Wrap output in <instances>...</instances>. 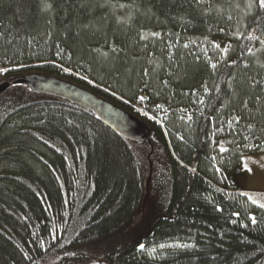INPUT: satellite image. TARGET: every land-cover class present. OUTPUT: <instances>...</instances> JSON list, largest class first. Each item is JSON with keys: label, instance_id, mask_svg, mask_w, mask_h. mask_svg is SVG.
<instances>
[{"label": "trees", "instance_id": "16d2710c", "mask_svg": "<svg viewBox=\"0 0 264 264\" xmlns=\"http://www.w3.org/2000/svg\"><path fill=\"white\" fill-rule=\"evenodd\" d=\"M247 3L0 0V264H264V208L229 182L264 152V45L248 39L264 38V9ZM33 74L144 135L13 84ZM158 106L161 126L137 111ZM143 203L152 222L134 231Z\"/></svg>", "mask_w": 264, "mask_h": 264}, {"label": "water", "instance_id": "95a60500", "mask_svg": "<svg viewBox=\"0 0 264 264\" xmlns=\"http://www.w3.org/2000/svg\"><path fill=\"white\" fill-rule=\"evenodd\" d=\"M13 84L25 85L34 92L63 98L78 106L84 107L92 111L98 120L113 132L119 133L128 139L141 137L147 129L145 124L131 116L128 112L67 81L33 74L20 76ZM9 86V83H1L0 95Z\"/></svg>", "mask_w": 264, "mask_h": 264}, {"label": "rangeland", "instance_id": "374dc122", "mask_svg": "<svg viewBox=\"0 0 264 264\" xmlns=\"http://www.w3.org/2000/svg\"><path fill=\"white\" fill-rule=\"evenodd\" d=\"M10 69L0 68V80L2 76ZM141 115L145 116L147 120L162 125L164 107L160 106L154 110L156 116L152 113L142 112L137 110ZM231 185L252 197L259 203H264V152H245L242 155L240 169L229 177ZM150 203H143L140 212L136 217H133L130 223V229L138 230L140 227L145 228L152 221L149 213L153 207Z\"/></svg>", "mask_w": 264, "mask_h": 264}, {"label": "snow or ice", "instance_id": "6c2138e0", "mask_svg": "<svg viewBox=\"0 0 264 264\" xmlns=\"http://www.w3.org/2000/svg\"><path fill=\"white\" fill-rule=\"evenodd\" d=\"M254 6H257L258 8H260V9H264V0H248V3H247V7H248V9L250 10L251 8H253ZM48 7H50V5H48ZM248 39L251 41V40H255V39H258L259 40V43L260 44H262V45H264V38H259V37H255V36H252V35H250V36H248ZM185 47H186V45H185ZM217 47H219V46H217ZM248 52H249V54H253L254 55V53H253V51H252V49H248ZM211 67L212 68H216V65L215 64H212L211 65ZM66 70V69H65ZM140 101H141V103H143L144 102V97L143 96H141L140 98ZM159 107V106H158ZM189 119H191V117H189ZM233 123H239V120H238V118H234L232 121H229L228 122V124H229V127H231V125L233 124ZM220 151L221 152H225V151H227V149H225V148H223V147H221L220 148ZM248 199L252 202V203H254V204H257L258 203V201H256L255 199H253L252 197H248ZM259 207H261V208H264V203H259ZM250 220H251V222H252V224H256V217H250ZM164 247V245H161V248H163ZM177 247H180L179 245L177 246ZM184 247H188L187 245H185ZM140 250L141 251H144L145 250V246L144 245H140Z\"/></svg>", "mask_w": 264, "mask_h": 264}, {"label": "bare ground", "instance_id": "6f19581e", "mask_svg": "<svg viewBox=\"0 0 264 264\" xmlns=\"http://www.w3.org/2000/svg\"><path fill=\"white\" fill-rule=\"evenodd\" d=\"M99 98V97H98Z\"/></svg>", "mask_w": 264, "mask_h": 264}]
</instances>
